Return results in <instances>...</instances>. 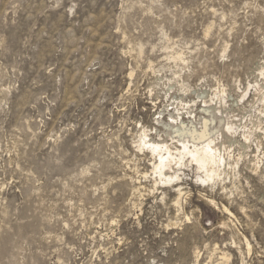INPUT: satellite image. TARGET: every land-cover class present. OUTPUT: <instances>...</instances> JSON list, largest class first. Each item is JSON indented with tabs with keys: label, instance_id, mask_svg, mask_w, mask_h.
I'll return each mask as SVG.
<instances>
[{
	"label": "rangeland",
	"instance_id": "obj_1",
	"mask_svg": "<svg viewBox=\"0 0 264 264\" xmlns=\"http://www.w3.org/2000/svg\"><path fill=\"white\" fill-rule=\"evenodd\" d=\"M259 65L264 0H0V264H264V147L165 184L134 143Z\"/></svg>",
	"mask_w": 264,
	"mask_h": 264
},
{
	"label": "bare ground",
	"instance_id": "obj_2",
	"mask_svg": "<svg viewBox=\"0 0 264 264\" xmlns=\"http://www.w3.org/2000/svg\"><path fill=\"white\" fill-rule=\"evenodd\" d=\"M263 69L264 65L258 66L253 85L238 87V97L231 100L236 108L228 104L229 94L224 89L213 93L209 90L199 91L196 95L201 102V112L196 113V98H177L180 101L175 100L173 108L167 110L168 119H164V114L157 117V123L162 128H155L154 136L146 127L134 136L138 149H147L154 159L152 171L158 176L159 182L177 183L183 179L185 168H193L196 176L207 184L238 176L240 158H233V150L237 146L245 150L252 141L264 147ZM250 85L252 106L246 108L239 102L247 96ZM257 102L261 103L260 113L253 117L252 108ZM251 163L258 168L260 158L255 154ZM157 180L154 178V181ZM178 191L181 192V189L178 188ZM224 209L232 213L230 208Z\"/></svg>",
	"mask_w": 264,
	"mask_h": 264
}]
</instances>
